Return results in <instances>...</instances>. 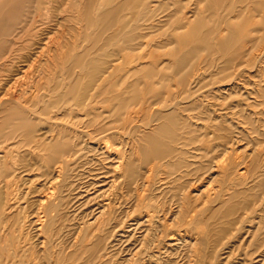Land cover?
Segmentation results:
<instances>
[{"label": "rangeland", "instance_id": "374dc122", "mask_svg": "<svg viewBox=\"0 0 264 264\" xmlns=\"http://www.w3.org/2000/svg\"><path fill=\"white\" fill-rule=\"evenodd\" d=\"M262 51L264 0H0V264H264ZM108 65L115 76L103 86L97 74ZM82 81L88 87L81 88ZM85 92L95 99L88 108L69 106ZM180 97L186 103L180 111L166 113L161 105ZM32 108L30 117L37 121L38 116V121H20ZM129 113L140 120L138 126L150 122L149 131L123 133L133 121ZM49 122L55 130L51 135ZM46 135L53 141H44ZM180 136L188 141L177 140ZM172 146L187 149L182 166L194 164L195 174L180 182L176 176H163L169 172L164 166L169 159L179 162L177 152L162 156ZM74 148L80 152L76 156ZM119 153L128 156V169L135 168L139 175H149L157 166L162 174L154 184L144 182L145 174L141 184L136 179L127 182L119 176ZM62 158L72 167L67 188H62L63 178L53 180ZM56 200L58 211L49 217L45 206ZM181 201H189L182 214ZM227 209L231 214L226 217ZM221 227L231 232L207 242ZM12 228L17 234L8 235ZM54 231L61 236L52 238Z\"/></svg>", "mask_w": 264, "mask_h": 264}, {"label": "bare ground", "instance_id": "6f19581e", "mask_svg": "<svg viewBox=\"0 0 264 264\" xmlns=\"http://www.w3.org/2000/svg\"><path fill=\"white\" fill-rule=\"evenodd\" d=\"M73 1V0H72ZM75 2V1H74ZM77 3V2H76ZM49 12V11H48ZM124 18V17H123ZM122 18V19H123ZM260 18V17H259ZM119 19H120V17H119ZM187 26H189L188 24H187ZM186 26V27H187ZM230 34V33H229ZM232 35V34H231ZM233 36V35H232ZM225 39V38H224ZM259 39V38H258ZM261 39H263V36L261 37ZM232 40V39H231ZM112 42V41H111ZM108 43H110L109 41H108ZM111 44V43H110ZM259 44V43H258ZM142 47V46H141ZM258 47H260V46H258ZM43 48V47H42ZM143 49V48H142ZM42 50V49H41ZM120 50V49H119ZM139 50V49H138ZM137 50V51H138ZM147 50V49H146ZM123 51H125V50H123ZM261 51V50H260ZM120 52V51H119ZM121 52H122V50H121ZM126 52V51H125ZM144 52V51H143ZM253 52V51H252ZM264 51H262V53H263ZM106 53V52H105ZM111 53V52H110ZM138 53V52H137ZM140 53V52H139ZM152 53V52H151ZM256 53H258L257 51H256ZM262 53H261V56L260 57H262ZM39 54V53H38ZM141 54H142V52H141ZM224 54H225V51H224ZM259 54V53H258ZM264 54V53H263ZM28 55V54H27ZM44 55H45V53H44ZM49 55V54H48ZM138 55V54H137ZM260 55V54H259ZM30 56V55H29ZM46 56V55H45ZM51 57H52V54L50 55ZM119 56V55H118ZM147 56V55H146ZM150 56H152V55H150ZM149 56V57H150ZM161 56V55H160ZM236 56H237V54H236ZM254 56V55H253ZM37 57H38V55H37ZM111 57V56H110ZM163 57V56H162ZM161 57V58H162ZM191 57V56H190ZM246 57V56H245ZM256 56H254V59H256L255 58ZM259 57V58H260ZM39 58H40V56H39ZM48 58V57H47ZM125 58V57H124ZM136 59H137V57H135ZM143 58V57H142ZM239 58V54H238V57H237V59ZM240 58H242V57H240ZM251 58V57H250ZM253 58V57H252ZM33 59H34V57H33ZM38 59V58H37ZM41 59V58H40ZM111 59V58H110ZM116 59V58H115ZM114 59V60H115ZM120 59V58H119ZM143 59H145V58H143ZM157 59H159V56L157 57ZM156 59V60H157ZM254 59H253V61H254ZM263 59V58H262ZM35 60V59H34ZM51 60V59H50ZM95 60V59H94ZM111 60H113V59H111ZM122 59H120V61H121ZM126 60V59H125ZM125 60L124 61H121V62H125ZM129 60V59H128ZM132 60V59H131ZM131 60H130V62H131ZM146 60H147V58H146ZM240 60V59H239ZM46 61V60H45ZM102 61V60H101ZM234 61V60H233ZM252 61V62H253ZM256 61V60H255ZM258 61V60H257ZM259 61H260V59H259ZM259 61H258V63H259ZM98 63L100 62V60H98L97 61ZM103 62V61H102ZM127 62V61H126ZM126 62H125V64H126ZM134 62V61H133ZM135 62H136V60H135ZM138 62V61H137ZM235 62V61H234ZM237 62V61H236ZM251 62V61H250ZM41 63H43V62H41ZM46 63V62H45ZM50 63V62H49ZM101 63V62H100ZM99 63V64H100ZM114 63H115V61H114ZM113 63V64H114ZM118 63V62H117ZM139 63V62H138ZM159 63V62H158ZM162 63V62H161ZM164 63V62H163ZM166 63V62H165ZM186 63V62H185ZM191 63V62H190ZM257 63V64H258ZM30 64V63H29ZM32 64H34V63H32ZM36 64V63H35ZM83 64V63H82ZM87 64H89V63H87ZM92 64V63H91ZM119 64V63H118ZM147 64V63H146ZM250 64V63H249ZM41 65V64H40ZM43 65V64H42ZM46 65V64H45ZM110 65H112V63L110 64ZM116 65V64H115ZM129 65H132V64H129ZM138 65V64H137ZM157 66H158V68L159 67H161V66H159L158 64H156ZM162 65V64H161ZM189 65H191V64H189ZM256 65V64H255ZM139 66H140V64H139ZM144 66V65H143ZM163 66V65H162ZM242 66V65H241ZM260 66V65H259ZM30 67V66H29ZM28 67V68H29ZM89 67V66H88ZM100 67H102V65L100 66ZM116 67H117V65H116ZM154 67V66H153ZM190 66H188V68H189ZM233 67V66H232ZM236 67V66H235ZM80 68H81V66H80ZM84 68H86L85 66H84ZM112 68V67H111ZM110 67H109V65H108V67L107 68H105V69H103V70H100V68H98L100 71L98 72V74H97V76H98V79H97V83H102L103 84V86H104V83L105 82H107V81H109L110 79H112V78H114V76H115V74L113 73V75L114 76H112V72H111V69ZM114 68V67H113ZM117 68H119V66L117 67ZM137 68V67H136ZM162 68V67H161ZM187 68V69H188ZM246 68V67H245ZM258 68V67H257ZM120 69V68H119ZM124 69V68H123ZM132 69H133V67H132ZM131 69V70H132ZM184 69V68H183ZM235 69V68H234ZM261 69V68H260ZM263 69H264V67H263ZM90 70H91V68H90ZM114 70V69H113ZM115 70H116V68H115ZM118 70V69H117ZM116 70V71H117ZM130 70V69H129ZM176 70V69H175ZM184 70H186V68L184 69ZM242 70H243V68H242ZM246 70V69H245ZM91 71H93V70H91ZM134 71H135V69H134ZM199 71V70H198ZM228 71V70H227ZM235 71V70H234ZM247 71V70H246ZM120 71H117V75H118V73H119ZM122 72V71H121ZM124 72H125V70H124ZM136 72V71H135ZM238 72V71H237ZM237 72H235V73H237ZM248 72V71H247ZM137 73V72H136ZM147 73H149V72H147ZM146 73V74H147ZM198 73V72H197ZM260 73H261V70H260ZM88 74V73H87ZM90 74V73H89ZM121 74V73H120ZM166 74V73H165ZM226 74V73H225ZM229 74V73H228ZM238 74V73H237ZM247 74V73H246ZM196 74H194V76H195ZM201 75V74H200ZM222 75V74H221ZM231 75H232V72H231ZM234 75V74H233ZM243 75V74H242ZM250 75V74H249ZM77 76V75H76ZM76 76H75V78H76ZM121 76H123V75H121ZM125 76V75H124ZM193 76V77H194ZM198 76H199V74H198ZM112 77V78H111ZM196 77V76H195ZM200 77V76H199ZM221 77V76H220ZM223 77V76H222ZM225 77H226V75H225ZM234 77V76H233ZM236 77V76H235ZM234 77V78H235ZM74 78V79H75ZM118 78V77H117ZM122 78V77H121ZM124 78V77H123ZM178 78V77H177ZM198 78V77H197ZM230 78V77H229ZM90 79V78H89ZM88 79V80H89ZM193 79V78H192ZM228 79V78H227ZM85 80H87V79H85ZM84 80V81H85ZM170 79H168L167 81H169ZM175 80H176V78H175ZM195 80H197V79H195ZM229 80V79H228ZM235 80V79H234ZM233 79H232V81H234ZM76 81V80H75ZM80 81V78H78V82ZM177 81V80H176ZM188 81V80H187ZM194 81V80H193ZM193 81H191V84L193 83ZM83 82V81H82ZM92 81H89V83H91ZM80 83V82H79ZM86 83V82H85ZM84 82H83V84H81V88H82V85H84L85 84ZM110 83H111V81H110ZM109 83V84H110ZM172 83H174V82H172ZM187 84H188V82H186ZM17 84V83H16ZM68 84H70V83H68ZM86 85V84H85ZM190 85V84H189ZM188 85V86H189ZM233 85V84H232ZM231 85V86H232ZM256 85H258V84H256ZM87 86V85H86ZM118 86V85H117ZM141 86V85H140ZM234 86V85H233ZM69 87V86H68ZM70 87H71V85H70ZM77 87V86H76ZM84 87V86H83ZM88 87V86H87ZM90 87V86H89ZM173 87H175V86H173ZM172 87V88H173ZM254 87H255V84H254ZM80 88V89H81ZM97 88V87H96ZM95 88V89H96ZM101 88V87H100ZM104 88V87H103ZM187 88V87H186ZM185 88V89H186ZM197 88H200V87H197ZM197 88L195 89V90H197ZM219 88H221V87H219ZM256 88V87H255ZM258 88V87H257ZM263 88V87H262ZM15 89V88H14ZM85 89V88H84ZM102 89V88H101ZM100 89V90H101ZM237 89H239V86H238V88ZM236 89V90H237ZM241 89V88H240ZM68 90H69V88H68ZM67 90V91H68ZM76 90V89H75ZM142 90V89H141ZM174 90H176V89H174ZM181 90V89H180ZM189 89H187V93H189V91H188ZM220 90V89H219ZM231 90H232V88H231ZM235 90V91H236ZM244 90V89H243ZM254 91H255V89H253ZM259 90V89H258ZM82 91V90H81ZM95 90H93V92H94ZM178 90H176V92H177ZM192 91V90H191ZM238 91V90H237ZM251 91V90H250ZM68 92H70V90L68 91ZM80 92V91H79ZM78 92V95L76 96L77 98L79 97V94H81L82 92H80L79 93ZM99 92V91H98ZM182 91H180V93H181ZM196 92V91H195ZM200 92V91H199ZM199 92H198V94H199ZM256 92V91H255ZM101 93H102V90H101ZM178 93H179V91H178ZM257 93V92H256ZM95 94H97V93H95ZM109 94V93H108ZM126 94V93H125ZM166 94V93H165ZM184 94V93H183ZM197 94V95H198ZM234 94V93H233ZM254 94V93H253ZM259 94V93H258ZM12 95H13V93H12ZM17 95V94H16ZM64 95V94H63ZM74 96H75V93L73 94ZM72 95V96H73ZM166 95H168V94H166ZM166 95H165V97H166ZM176 94H174V96H175ZM196 95V96H197ZM232 95V94H231ZM239 95V94H238ZM65 96V95H64ZM73 96V97H74ZM103 96V95H102ZM105 96H107L106 94H105ZM178 96H180V95H178ZM201 96V95H200ZM256 96V95H255ZM261 96V95H260ZM259 96V97H260ZM99 97V96H98ZM108 97V96H107ZM106 97V98H107ZM154 97V96H153ZM176 97H177V95H176ZM189 97V96H188ZM191 97H192V95H191ZM195 97V96H194ZM193 97V98H194ZM10 98V97H9ZM179 98V97H178ZM178 98H173V99H167L166 100V102L163 104V105H161L162 104V101H161V106H164L165 105V107H163V108H165V112L166 113H171V114H177L179 111H180V109L182 108V104H183V102H181V100H183V99H181L182 97H180V101H179V99ZM192 98V100L194 101V99ZM196 98V97H195ZM201 98V97H200ZM6 99V98H5ZM15 99H17V98H15ZM21 99V98H20ZM95 100L94 99V97H93V95H88V93L87 92H85V94L83 95V96H81L80 97V100H78V99H74V100H72L71 101V104L69 105V106H71L72 108H81V109H83V107H85V108H88L89 107V104H91L92 102H93V100ZM97 99V98H96ZM109 99V98H108ZM114 98H112V100H113ZM190 99V98H189ZM202 99V98H201ZM7 100H8V97H7ZM45 100V99H44ZM100 100H102L103 101V98L101 97V99ZM105 101H106V99H104ZM165 100V99H164ZM252 100V99H251ZM5 101V100H4ZM3 101V102H4ZM10 101H12V100H10ZM15 101V100H14ZM24 101V100H23ZM17 102V101H16ZM29 102V101H28ZM55 102H57V101H55ZM157 102V101H156ZM187 102V101H186ZM199 102V101H198ZM13 103H15V102H13ZM33 104H34V102H32ZM35 103H36V101H35ZM40 103V102H39ZM62 103V102H61ZM97 103V102H96ZM99 103H100V101H99ZM128 103V102H127ZM130 103V102H129ZM128 103V104H129ZM191 103V102H190ZM193 103V102H192ZM3 104V103H2ZM17 104V103H16ZM47 104V103H46ZM65 105H66V103H64ZM94 104V103H93ZM101 104V103H100ZM108 104H110L109 102H108ZM186 104V103H185ZM185 104H183V105H185ZM1 105V104H0ZM20 105H21V103H20ZM27 105V104H26ZM29 105V104H28ZM27 105V106H28ZM39 105V104H38ZM52 105V104H51ZM58 105V104H57ZM98 105V104H97ZM102 105V104H101ZM153 105V104H152ZM158 105V104H157ZM159 105V106H160ZM2 106V105H1ZM23 106V105H22ZM32 106V105H31ZM45 106V105H44ZM160 106V107H161ZM189 106V105H188ZM30 107V106H29ZM53 107V106H52ZM54 107H55V105H54ZM137 107V106H136ZM135 107V108H136ZM141 107V106H140ZM155 107H157V106H155ZM221 107V106H220ZM6 108H9V107H6ZM6 108H5V110H6ZM19 108V107H18ZM20 108H22V107H20ZM49 108V107H48ZM70 108V107H69ZM92 108V107H91ZM150 108H151V106H150ZM159 108V107H158ZM188 108V107H187ZM23 109V108H22ZM114 109V108H113ZM112 109V110H113ZM130 109H132V108H130ZM148 109V108H147ZM199 109H201V108H199ZM18 110V109H17ZM20 110V109H19ZM24 110V109H23ZM85 110V109H84ZM145 110V109H144ZM153 110V109H152ZM151 110V111H152ZM4 111V110H3ZM7 112H8V110H6ZM21 111V110H20ZM29 111V110H28ZM61 111V110H60ZM88 111H90V109L88 110ZM94 111V110H93ZM128 111V110H127ZM156 111V110H155ZM158 111H161V110H158ZM157 111V112H158ZM22 112H24V111H22ZM33 112V108H32V111L30 112V114H28L27 116H29V117H26V115L24 116V117H22V118H20V121H23L24 123H28V121L29 120H31V121H36V118H33V117H30V116H33L31 113ZM38 112V111H37ZM61 112H63V110L61 111ZM76 112V111H75ZM82 112V111H81ZM92 112V111H91ZM111 112V111H110ZM141 112H143V109H142V111ZM144 112H146V111H144ZM154 112V111H153ZM203 112H205V111H203ZM210 112V111H209ZM219 112V111H218ZM19 113V112H18ZM17 113V114H18ZM27 113V112H26ZM26 113H23V114H26ZM51 113V112H50ZM69 113H70V110H69ZM128 113V112H127ZM138 113V112H137ZM147 113V112H146ZM161 113H163V112H161ZM211 113V112H210ZM13 114V113H12ZM84 114V113H83ZM106 114H108V113H106ZM111 114V113H110ZM143 114V113H142ZM203 114H205V113H203ZM213 114V113H212ZM11 115V114H10ZM15 115V114H14ZM62 115V114H61ZM65 115V114H64ZM70 115V114H69ZM93 115H95V114H93ZM151 114H149V116H150ZM202 115V114H201ZM12 116V115H11ZM57 116V115H56ZM59 116V115H58ZM75 116V115H74ZM144 116V115H143ZM193 116V115H192ZM195 116V115H194ZM203 116V115H202ZM212 116V115H211ZM35 117H36V115H35ZM46 117V116H45ZM62 117H63V115H62ZM78 117V116H77ZM103 117V116H102ZM129 117L130 118H132V122L130 123V127L128 128V127H125L124 129H122V132L124 133L125 131H129V134H132V132H134V133H137L138 132V134H139V131L141 132L142 131V133H144L145 131H149L148 129L149 128H146V127H150V122L149 123H147V124H144V123H141L142 125L141 126H138L136 123H138L139 124V121H138V118L137 119H135L134 117H133V113H129ZM183 118H184V116H182ZM215 117V116H214ZM38 116H37V121H38ZM54 118H55V116H54ZM58 118V117H57ZM72 118V117H71ZM85 118V117H84ZM104 118V117H103ZM128 118V117H127ZM189 118H191V115H190V117ZM198 119H199V117H197ZM61 119V118H60ZM63 119V118H62ZM77 119V118H76ZM81 119H83V118H81ZM152 119V118H151ZM192 119H194L193 117H192ZM195 119H196V117H195ZM197 119V120H198ZM200 119H201V117H200ZM203 119V118H202ZM214 119V118H213ZM213 119H212V121H213ZM16 120V119H15ZM52 120V119H51ZM69 120V119H68ZM78 120V119H77ZM150 120V119H149ZM183 120V119H182ZM181 120V121H182ZM186 120V119H185ZM189 120V119H188ZM207 120V119H206ZM19 121V120H18ZM36 121V122H37ZM44 121V120H43ZM55 121H57V120H55ZM75 121V120H74ZM73 121V122H74ZM122 121V120H121ZM176 121V120H175ZM184 121V120H183ZM216 121V120H215ZM221 121V120H220ZM8 122V121H7ZM15 122V121H14ZM54 122V121H53ZM58 122H59V120H58ZM57 122V123H58ZM65 122V121H64ZM69 122H71V121H67V123H69ZM78 122V121H77ZM76 121L74 122V125H75V123H77ZM105 122H106V120H105ZM188 122V121H187ZM204 122H205V120H204ZM222 122H223V120H222ZM50 123V122H49ZM52 123V122H51ZM51 123L50 124H48L49 125V128L51 129V127H50V125H51ZM56 123V122H55ZM163 123V122H162ZM209 123V122H208ZM207 122H206V124H208ZM212 123V122H211ZM219 123V122H218ZM38 123H36V125H37ZM60 124V123H59ZM93 124H94V122H93ZM97 124V123H96ZM98 124H100V122L98 123ZM161 124V123H160ZM183 123H181V125H182ZM188 124V123H187ZM186 124V125H187ZM192 124V127H193V123H191ZM210 124V123H209ZM208 124V125H209ZM223 124V123H222ZM47 125V126H48ZM53 125V124H52ZM61 126L60 127H62V124H60ZM95 125V124H94ZM137 125V126H136ZM185 125V126H186ZM212 125V124H211ZM67 126V125H66ZM100 126V125H99ZM155 126V125H154ZM189 126V125H188ZM207 126V125H206ZM57 127V126H56ZM55 127V128H56ZM59 127V128H60ZM91 127V126H90ZM157 127V126H156ZM38 128V127H37ZM53 128V127H52ZM196 128V127H195ZM202 128V127H201ZM209 128H211V127H209ZM61 129V128H60ZM59 129V130H60ZM67 129H69V128H67ZM66 128H65V130H64V134H65V132L67 133L68 132V130H67ZM151 129V128H150ZM194 129V128H193ZM203 129V128H202ZM204 129H207V127L205 128L204 127ZM212 129V128H211ZM210 129V130H211ZM47 130V129H46ZM52 130V129H51ZM59 130H57V131H59ZM71 130V129H70ZM69 130V131H70ZM198 130H200L199 128L198 129H196V131L199 133V131ZM42 131V130H41ZM62 131H63V129H62ZM121 131V129L118 131V132H120ZM152 131V130H151ZM150 131V132H151ZM186 131V130H185ZM196 131H192V132H195L196 133ZM17 132V131H16ZM21 132V131H20ZM55 132V130L53 131H49V132H47L49 135H51V134H53ZM71 132V131H70ZM90 132H92V131H90ZM112 132H114V131H112ZM111 132V133H112ZM179 132H180V130H179ZM191 132V133H192ZM201 132V131H200ZM211 132H213V131H211ZM224 132V131H223ZM63 133V132H62ZM75 133V132H74ZM110 133V134H111ZM18 134V133H17ZM40 134V133H39ZM56 134V133H55ZM59 134V133H58ZM71 134H73V133H71ZM78 134V133H77ZM88 134H90V133H88ZM87 134V135H88ZM109 134V135H110ZM118 134V133H117ZM189 134V133H188ZM188 134H187V136H188ZM197 134V133H196ZM211 134H213V133H211ZM7 135V134H6ZM9 135V134H8ZM60 135H61V133H60ZM79 135V134H78ZM95 135H97V134H95ZM113 135V134H112ZM192 135V134H191ZM197 135H199V134H197ZM15 136H16V134H15ZM62 136V135H61ZM73 136V135H72ZM75 136H76V134H75ZM92 136V135H91ZM106 136H108V135H106ZM120 136H122L121 134H119V137ZM189 136H190V134H189ZM14 137V136H13ZM51 137H52V139L54 138L53 136H42L41 138L44 140V141H48L49 139H51ZM57 137V136H56ZM77 137V136H76ZM98 137V136H97ZM112 137V136H111ZM115 137V136H114ZM129 137V136H128ZM8 138V137H7ZM60 138H62V137H60ZM59 138V139H60ZM64 138V137H63ZM66 138V137H65ZM64 138V139H65ZM87 138V137H86ZM94 138H96V137H94ZM99 138V137H98ZM101 138V137H100ZM104 139L106 138V137H103ZM113 138V137H112ZM138 138H140V137H138ZM233 138V137H232ZM1 139H2V136H1ZM19 139V138H18ZM40 139V138H39ZM51 139V140H52ZM57 139V138H56ZM81 139V138H80ZM102 139V138H101ZM116 139L117 140H119L117 137H116ZM121 139V138H120ZM127 139V138H126ZM198 139H200V137L199 138H197V140ZM202 139V138H201ZM200 139V140H201ZM221 139V138H220ZM220 139H218L217 141H219ZM51 140H49V141H51ZM61 140V139H60ZM75 140V139H74ZM73 140V141H74ZM81 140H83V139H81ZM97 140V139H96ZM107 140H110L109 138L107 139ZM116 140V141H117ZM122 140V139H121ZM135 140V139H134ZM177 140H182V141H188V140H186V139H184L183 137H179V138H177ZM199 140V141H200ZM230 140V139H229ZM233 140V139H232ZM4 141V140H3ZM7 141V140H6ZM12 141V140H11ZM40 141V140H39ZM53 141V140H52ZM63 141V140H62ZM62 141H60V142H62ZM84 141V140H83ZM120 141V140H119ZM125 141V140H124ZM128 141V140H127ZM184 141V142H185ZM234 141V140H233ZM232 141V142H233ZM1 142V141H0ZM20 142V141H19ZM22 142V141H21ZM59 142V141H58ZM80 142V141H79ZM89 142H90V140H89ZM97 142H99V141H97ZM122 142H123V140H122ZM132 142V141H131ZM140 142V141H139ZM230 142H231V140H230ZM4 143V142H3ZM46 143H49V142H46ZM115 143V142H114ZM118 143H120V142H118ZM186 143V142H185ZM196 143H197V141H196ZM50 144V143H49ZM48 144V145H49ZM72 144H73V142H72ZM78 144V143H77ZM77 144H73L75 147L77 146V147H79L80 146V144H79V146L77 145ZM87 144V143H86ZM92 144V143H91ZM198 144H199V142H198ZM16 145V144H15ZM72 145V146H73ZM121 145H122V143H121ZM195 145H197V144H195ZM229 145V144H228ZM82 146H83V142H82ZM87 146V145H86ZM117 146H119V145H117ZM128 146V145H127ZM127 146H125V147H127ZM138 146V145H137ZM115 147V146H114ZM130 147V146H129ZM132 147V146H131ZM174 146H172V150L169 152H162V156L164 155V156H166V155H171L173 152H177V154H178V160H179V162H175L174 160H172V159H169V161L167 162V163H165L164 164V166L166 167V165L168 166L167 168H169V172L168 171H163L164 173V175L163 176H167V177H171V176H176V181H178V182H180L181 180H183L185 177H187V176H192L193 174H195L194 172L195 171H192L191 169L193 168V165L192 164H190V162L189 163H187L186 164V162H185V165L184 166H182L183 165V157H184V154H186V150L187 149H177V148H173ZM8 148V147H7ZM82 148V147H81ZM84 148V147H83ZM88 148V147H87ZM117 148V147H116ZM123 147H121V149H122ZM128 148V147H127ZM218 148V147H217ZM217 148H214V150L215 149H217ZM43 149V148H42ZM86 149V148H85ZM84 149V150H85ZM94 150H95V147L93 148ZM132 149V148H131ZM188 149H190V147H188ZM71 150H72V147H71ZM90 150H92V149H90ZM90 150H88L89 152H90ZM94 150H92L93 152H94ZM97 150V149H96ZM118 150V149H117ZM122 150H124V148L122 149ZM132 150H134V149H132ZM177 150H179V153H178V151ZM209 150V149H208ZM83 150H81V153H83L82 152ZM101 151V150H100ZM124 151H126V150H124ZM124 151H123V153H124ZM128 151H129V149H128ZM131 151V150H130ZM201 151H203V150H201ZM218 150H216L215 152H217ZM71 152H73V154L72 155H75L76 153H78L79 151H77V148H76V150H75V148L73 149V151H71ZM71 152H70V154H71ZM105 152V151H104ZM103 152V153H104ZM118 152H120L119 150H118ZM127 152V151H126ZM125 152V153H126ZM134 152H136V151H134ZM196 152V151H195ZM212 152V151H211ZM214 152V151H213ZM212 152V153H213ZM231 151H229V153H230ZM12 153H14V150H13V152ZM29 153V152H28ZM80 153V152H79ZM108 153V152H107ZM110 153V152H109ZM112 153V152H111ZM114 153V152H113ZM121 154V153H119L117 156H119L118 158H116V160L118 159V161H116V162H118V165L117 166H119L118 167V170H120L119 172H121V171H123V175H119L120 176V178H123V179H127L128 181L127 182H132V181H134V179H136L137 181H141L140 182V184L141 183H143V181H144V179H143V175L145 174H143V173H141V174H143V175H139V172L137 171V170H135V168H132L131 170L130 169H128V166H129V164H130V162L128 161L127 162V160H126V157H128V156H126L125 157V155L124 154ZM137 153V152H136ZM204 153V152H203ZM11 154V153H10ZM45 154V153H44ZM115 154V153H114ZM135 153H133L132 155H134ZM139 154V153H138ZM188 154V153H187ZM205 154V153H204ZM226 154H227V151H226ZM225 154V155H226ZM13 155V154H12ZM77 155V154H76ZM75 155V156H76ZM104 155H106V154H104ZM103 155V156H104ZM112 155V154H111ZM189 155V154H188ZM207 155V154H206ZM210 155H212V154H210ZM74 156V157H75ZM114 156V155H113ZM136 156V155H135ZM134 156V157H135ZM138 156V155H137ZM136 156V157H137ZM190 156H191V154H190ZM194 156H196V155H194ZM199 156V155H198ZM203 156V155H202ZM205 156V155H204ZM19 157V156H18ZM112 157V156H111ZM130 157H131V155H130ZM159 157H161V156H159ZM188 157V156H187ZM197 157V156H196ZM219 157V156H218ZM220 157H222V156H220ZM228 157V156H227ZM3 158H4V155H3ZM2 158V159H3ZM138 158H139V156H138ZM191 158H193L192 156H191ZM201 158V157H200ZM199 157H198V159H200ZM208 158V157H207ZM215 158V157H214ZM72 159V158H71ZM111 159V158H110ZM113 159V158H112ZM197 159V158H196ZM220 159V158H219ZM225 159H227V158H225ZM30 160V159H29ZM189 160V159H188ZM187 160V161H188ZM205 160V159H204ZM228 160V159H227ZM2 161V160H1ZM4 161H6V160H4ZM4 161H3V163H4ZM27 162H28V160H26ZM72 161V160H71ZM114 161V160H113ZM197 161V160H196ZM218 161V160H217ZM220 161V160H219ZM111 162V161H110ZM193 162V161H192ZM215 162V161H214ZM227 162V161H226ZM5 163H7V162H5ZM30 163V162H29ZM113 162H111V164H112ZM223 163H224V161H223ZM60 164H61V168L60 169H58L59 171H56V173H55V176H53L54 178H53V180L55 179V177L56 178H63V182H62V188H67L69 185H70V183L68 182L69 181V167H71L70 166V164L68 163V162H66L65 161V158H62V160L60 161ZM154 164V163H153ZM218 164H219V162H218ZM222 164V163H221ZM229 164V163H228ZM255 164V163H254ZM253 164V165H254ZM3 165V164H2ZM18 165V164H17ZM207 165V164H206ZM213 165V164H212ZM252 165V166H253ZM256 165V164H255ZM10 166V165H9ZM13 166V165H12ZM19 166V165H18ZM57 166V165H56ZM63 166V167H62ZM114 166V165H113ZM127 167V170H125V168ZM196 166H198V165H196ZM214 166V165H213ZM221 166V165H220ZM1 167V166H0ZM6 167L9 169L10 167H8L7 166V164H6ZM5 167V168H6ZM13 167H15V166H13ZM17 167V166H16ZM20 167V166H19ZM34 167V166H33ZM165 167H163L164 169H165ZM206 167V166H205ZM204 166H203V168H205ZM6 168V169H7ZM57 168V167H56ZM72 168V167H71ZM210 168V167H209ZM212 168V167H211ZM217 168V167H216ZM216 168H214V169H216ZM222 168V167H221ZM225 168V167H224ZM151 169V171H150V173H149V175H147V173L144 175V178H146V176H148L147 178H146V180L144 181V182H147L148 183V185L151 183L152 184V182H153V184L155 183V181L158 179V174L159 173H161L162 174V169H161V167L159 168V166H157V167H154V168H150ZM153 169V170H152ZM163 169V170H164ZM200 169V168H199ZM251 169V168H250ZM255 169H256V167H255ZM1 170V169H0ZM11 170V169H10ZM13 170H15V169H13ZM31 170V169H30ZM203 170H205V169H203ZM228 170V169H227ZM244 171H245V169H243ZM252 170V169H251ZM250 170V171H251ZM18 171V170H17ZM125 171H126V173H125ZM147 171H148V169H147ZM197 171H199L198 169H197ZM52 172V171H51ZM54 172V171H53ZM143 172V171H142ZM167 174H166V173ZM208 172V171H207ZM247 172V171H246ZM246 172H242V174H245ZM258 172V171H257ZM15 173H16V171H15ZM15 173H14V175H15ZM24 173V172H23ZM29 173V172H28ZM116 173H117V171L115 172V175H116ZM254 173V172H253ZM12 174V173H11ZM11 174H9V175H11ZM50 174H53V173H50ZM242 174L240 175V176H242ZM248 174V173H247ZM257 174V173H256ZM13 175V176H14ZM48 175V174H47ZM249 175V174H248ZM12 176V177H13ZM22 176V175H21ZM237 175H235V177H236ZM239 176V177H240ZM246 176V175H245ZM17 177V176H16ZM49 177H51V176H49ZM48 177V178H49ZM75 177V176H74ZM118 177V176H117ZM166 177V178H167ZM238 177V178H239ZM243 177V176H242ZM13 178H15V177H13ZM190 178V177H189ZM188 178V179H189ZM244 178V177H243ZM52 179V178H51ZM118 179V178H117ZM138 179H140V180H138ZM143 179V180H142ZM175 179V178H174ZM173 179V180H174ZM188 179H185V180H188ZM236 179V178H235ZM240 179V178H239ZM238 179V180H239ZM16 180V179H15ZM56 180V179H55ZM121 180V179H120ZM119 180V181H120ZM163 180H165V179H163ZM167 180V179H166ZM165 180V181H166ZM241 180V179H240ZM243 180H245V179H243ZM8 181V180H7ZM11 181V180H10ZM71 181H72V179H71ZM122 181V180H121ZM136 181V183H138ZM175 181V180H174ZM194 181V180H193ZM196 181V180H195ZM237 181V180H236ZM6 182V181H5ZM15 182V181H14ZM73 182H75V181H73ZM163 182V181H162ZM197 182V181H196ZM1 183V182H0ZM7 183V182H6ZM158 183H160V182H158ZM165 183V182H164ZM187 183H189V182H187ZM191 183V182H190ZM231 183V182H230ZM11 184H12V182H11ZM74 184V183H73ZM77 184V183H76ZM146 183H144L143 185H141V186H144ZM186 184V183H185ZM185 184H183V185H185ZM192 184V183H191ZM170 185H171V183H170ZM169 185V186H170ZM234 185V184H233ZM8 184H7V186L5 185L4 187H7L8 188ZM140 186V187H141ZM147 186V185H146ZM145 186V187H146ZM167 186V185H166ZM165 186V187H166ZM172 186V185H171ZM170 186V187H171ZM187 186H188V184H187ZM191 186V185H190ZM125 187V186H124ZM233 187V186H232ZM235 187V186H234ZM7 188H5V189H7ZM12 188V187H11ZM153 188V187H152ZM187 188V187H186ZM186 188H183V189H186ZM230 188H231V184H230ZM169 189V188H168ZM231 189H233V188H231ZM235 189V188H234ZM227 190L229 191V188H227ZM181 191V190H180ZM227 191V192H228ZM5 192H6V190H5ZM139 192V191H138ZM238 192V191H237ZM247 193V192H246ZM245 193V194H246ZM253 193V192H252ZM5 194V193H4ZM10 194V193H9ZM179 194L181 195V192H179ZM225 194H227L226 192H225ZM242 195V194H241ZM264 195V194H263ZM12 196V195H11ZM161 196V195H160ZM251 197V196H250ZM63 198V197H62ZM178 198H180V196H178L177 197V199ZM260 198H262V196L260 197ZM259 198V199H260ZM5 199V198H4ZM59 199H61V196L59 197ZM17 200V199H16ZM10 201H11V198H10ZM47 201V200H46ZM179 201H180V199H179ZM226 201V200H225ZM187 202V204H188V202L189 201H186ZM186 202L185 201H181V202H179L180 203V206H181V211L180 212H178V213H184L185 211H187V209H186ZM259 202V201H258ZM48 203V205H46L45 206V211H46V215H48L49 217H50V215H53V213H57V211H58V202H57V200L55 201V202H47ZM143 203V202H142ZM256 203H257V201H256ZM260 203V202H259ZM11 204V203H10ZM16 204V203H15ZM14 204V205H15ZM138 204V203H137ZM140 204H141V202H140ZM40 205V204H39ZM41 205H42V203H41ZM139 205V204H138ZM137 205V208L139 207ZM178 206H179V204H178ZM220 206V205H219ZM251 206H253L252 204H251ZM250 206V207H251ZM39 207V206H38ZM238 207H240L239 205H238ZM107 208V207H106ZM158 208H159V206H158ZM256 208V207H255ZM17 209V208H16ZM25 209V208H24ZM43 209V208H42ZM105 209V208H104ZM251 209V208H250ZM254 209V208H253ZM7 210H9V209H7ZM103 210V209H102ZM163 210H164V206H163ZM238 210H239V208H238ZM106 211V210H105ZM165 211V210H164ZM246 211V210H245ZM250 211V210H249ZM249 211H247V212H249ZM264 211V210H263ZM18 212V211H17ZM107 212V211H106ZM109 212V211H108ZM194 212V211H193ZM41 213V212H40ZM110 213V212H109ZM152 213V212H151ZM264 213V212H263ZM16 214V213H15ZM23 214V213H22ZM42 214V213H41ZM105 214V213H104ZM177 214V213H176ZM207 214H209V213H207ZM211 214V213H210ZM229 214H231V211H230V209H227V213H226V217L227 216H230ZM12 215V214H11ZM28 215V214H27ZM26 215V216H27ZM37 215H38V213H37ZM44 216V215H43ZM155 216V215H154ZM193 216V215H192ZM195 216V215H194ZM237 216V215H236ZM242 216H244V215H242ZM147 217V216H146ZM206 217V216H205ZM208 217V216H207ZM8 218V217H7ZM107 218V217H106ZM262 218V217H261ZM38 219V218H37ZM36 219V220H37ZM111 219V218H110ZM203 219H206V218H203ZM203 219H202V221H203ZM229 219H230V217H229ZM228 219V220H229ZM240 219H242V218H240ZM239 219V220H240ZM10 220V219H9ZM52 220H54V218H52ZM44 221H45V219H44ZM99 221V220H98ZM101 221H102V218H101ZM182 222H184V218L181 220ZM188 221V220H187ZM189 221H191V220H189ZM199 221V220H198ZM22 222V221H21ZM24 222H27V220L26 221H23L22 223H24ZM33 222H34V224H35V221H34V219H33ZM39 222V221H38ZM37 222V223H38ZM46 222V221H45ZM240 222V221H239ZM252 222V221H251ZM9 223V222H8ZM226 223H228L227 221H226ZM226 223L225 222H223V224L222 225H226ZM230 223V222H229ZM264 223V222H263ZM11 224V223H10ZM15 224V223H14ZM31 224V223H30ZM45 224V223H44ZM186 224L187 225H191V223H187L186 222ZM240 224V223H239ZM2 225V224H1ZM9 225V224H8ZM16 226H15V228L18 226L17 224H15ZM27 225V224H26ZM36 225V224H35ZM34 226V225H33ZM39 226H40V229H42V224L41 223H39ZM20 227V226H19ZM235 227V226H234ZM238 227V226H237ZM15 228H12V229H9V233H8V235H13L14 233H16V229ZM18 228V227H17ZM25 228V227H24ZM33 228H35V227H33ZM37 228V227H36ZM36 228H35V230H36ZM236 228V227H235ZM1 229H3V228H1ZM13 229H14V232H13ZM237 229V228H236ZM239 229V228H238ZM25 230V229H24ZM61 230V229H60ZM65 230H67V229H65ZM79 230H81V228L79 229ZM1 231V230H0ZM184 231V230H183ZM182 231V232H183ZM188 231H190V230H188ZM229 231L230 230H228V229H226V227L224 228V227H221L220 229H219V233L218 234H215V235H209L207 238H206V241L207 242H209V240L212 238V237H216V238H219L220 237V235L219 234H223V235H226V234H228L229 233ZM63 232V231H62ZM61 232V233H62ZM68 233H69V231H67ZM162 232V231H161ZM168 232V231H167ZM231 232V231H230ZM6 233V232H5ZM43 233V232H42ZM64 233V232H63ZM17 234V233H16ZM15 234V235H16ZM19 234V233H18ZM89 234H91V233H89ZM179 234V233H178ZM181 234V233H180ZM179 234V235H180ZM14 235V236H15ZM49 235V234H48ZM59 231H54V234H52L51 235V237L52 238H57V237H59V236H61V235H59ZM69 235V234H68ZM79 235H81V234H79ZM78 235V236H79ZM197 235H198V233H197ZM6 237H7V235H5ZM19 236H20V234H19ZM44 236V235H43ZM94 236V235H93ZM2 237H4V236H2ZM5 237V239H7ZM95 237V236H94ZM201 237V236H200ZM231 237H232V235H231ZM21 238V237H20ZM23 238V237H22ZM170 238V237H169ZM229 238V237H228ZM177 239V238H176ZM175 239V240H176ZM226 239H227V237H226ZM23 240V239H22ZM170 240V239H169ZM178 240V239H177ZM217 240V239H216ZM216 240H214V242H216ZM170 241H173L174 242V240H170ZM227 241V240H226ZM18 242V241H17ZM29 242V241H28ZM85 242V241H84ZM88 242H89V240H88ZM224 243V242H223ZM78 244V243H77ZM84 244V243H83ZM165 244V243H164ZM20 245H22V244H20ZM76 245V244H75ZM170 245V244H169ZM221 245V244H220ZM220 245H218V246H220ZM19 246V245H18ZM26 246H27V244H26ZM28 246H29V244H28ZM83 246V245H82ZM86 246V245H85ZM16 247V246H15ZM79 247V246H78ZM27 248V247H26ZM31 248V247H30ZM81 248V247H80ZM14 249V248H13ZM85 249H87L86 247H85ZM218 249V248H217ZM18 250H19V248H18ZM81 250V249H80ZM51 251H53V250H51ZM22 252V251H21ZM29 252H30V250H29ZM28 252V253H29ZM86 252V251H85ZM216 252V251H215ZM10 253V252H9ZM15 253H16V250H15ZM51 253H53V252H51ZM82 253L84 254V252L82 251ZM27 254V253H26ZM56 255V254H55ZM81 257V256H80ZM26 260V259H25ZM15 261V260H14ZM66 261V260H65ZM103 261V260H102ZM26 262V261H25ZM64 262V261H63ZM91 262V261H90ZM97 263V262H96ZM99 263V262H98ZM97 263V264H98ZM32 264V263H31ZM73 264V263H72Z\"/></svg>", "mask_w": 264, "mask_h": 264}]
</instances>
